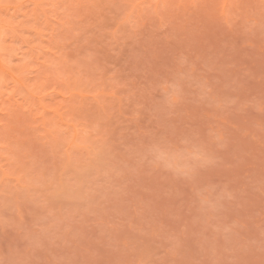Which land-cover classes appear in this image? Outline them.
Here are the masks:
<instances>
[{"label":"clouds","instance_id":"clouds-1","mask_svg":"<svg viewBox=\"0 0 264 264\" xmlns=\"http://www.w3.org/2000/svg\"><path fill=\"white\" fill-rule=\"evenodd\" d=\"M0 264H264V0H0Z\"/></svg>","mask_w":264,"mask_h":264},{"label":"rangeland","instance_id":"rangeland-1","mask_svg":"<svg viewBox=\"0 0 264 264\" xmlns=\"http://www.w3.org/2000/svg\"><path fill=\"white\" fill-rule=\"evenodd\" d=\"M150 119L148 113H144L138 120L132 119L126 122L124 134L129 139H134L143 129V126Z\"/></svg>","mask_w":264,"mask_h":264}]
</instances>
